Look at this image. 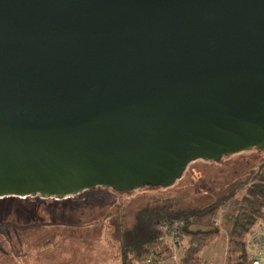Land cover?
I'll use <instances>...</instances> for the list:
<instances>
[{
	"label": "water",
	"instance_id": "obj_1",
	"mask_svg": "<svg viewBox=\"0 0 264 264\" xmlns=\"http://www.w3.org/2000/svg\"><path fill=\"white\" fill-rule=\"evenodd\" d=\"M264 150V0H0V198L166 188Z\"/></svg>",
	"mask_w": 264,
	"mask_h": 264
},
{
	"label": "rangeland",
	"instance_id": "obj_2",
	"mask_svg": "<svg viewBox=\"0 0 264 264\" xmlns=\"http://www.w3.org/2000/svg\"><path fill=\"white\" fill-rule=\"evenodd\" d=\"M261 163L264 150L250 149L219 161L191 162L166 188L142 187L130 193L96 190L62 200L0 198V264H120V220L121 227H130L148 196L183 197L182 207L201 208L230 193L246 171ZM238 199L239 194L219 213L216 225L221 235L202 253L208 264H222L230 226L227 216ZM119 204L121 217L115 213Z\"/></svg>",
	"mask_w": 264,
	"mask_h": 264
},
{
	"label": "trees",
	"instance_id": "obj_3",
	"mask_svg": "<svg viewBox=\"0 0 264 264\" xmlns=\"http://www.w3.org/2000/svg\"><path fill=\"white\" fill-rule=\"evenodd\" d=\"M144 187L155 188L150 185ZM96 190L119 192L108 187H96L85 189L73 197ZM238 194L235 210L227 216L230 226L222 264H252L247 240L256 226H264V163L246 171L233 184L230 193L201 208L182 207L183 197L148 196L147 203L134 213L130 227H121L120 220V264H159L169 260L171 248L162 238L164 234L160 227L171 224L179 225V237L185 246L176 264H208L202 253L221 235L216 220L220 211ZM117 208L116 216L121 217V204Z\"/></svg>",
	"mask_w": 264,
	"mask_h": 264
},
{
	"label": "built area",
	"instance_id": "obj_4",
	"mask_svg": "<svg viewBox=\"0 0 264 264\" xmlns=\"http://www.w3.org/2000/svg\"><path fill=\"white\" fill-rule=\"evenodd\" d=\"M160 229L164 234L162 238L171 248L172 253L169 260L177 262L178 257L185 251V246L179 237V225H164ZM247 241L251 253V263L264 264V226H256Z\"/></svg>",
	"mask_w": 264,
	"mask_h": 264
}]
</instances>
